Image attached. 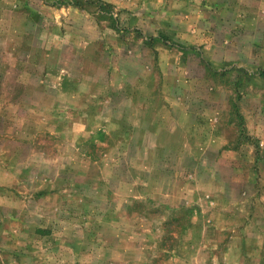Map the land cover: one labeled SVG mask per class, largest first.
Returning <instances> with one entry per match:
<instances>
[{"label":"rangeland","instance_id":"1","mask_svg":"<svg viewBox=\"0 0 264 264\" xmlns=\"http://www.w3.org/2000/svg\"><path fill=\"white\" fill-rule=\"evenodd\" d=\"M0 264H264V0H0Z\"/></svg>","mask_w":264,"mask_h":264}]
</instances>
